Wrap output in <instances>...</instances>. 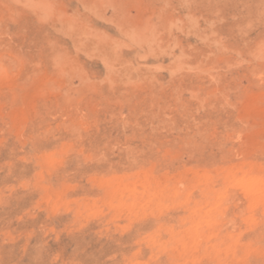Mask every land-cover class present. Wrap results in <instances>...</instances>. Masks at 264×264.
<instances>
[{
	"label": "rangeland",
	"instance_id": "1",
	"mask_svg": "<svg viewBox=\"0 0 264 264\" xmlns=\"http://www.w3.org/2000/svg\"><path fill=\"white\" fill-rule=\"evenodd\" d=\"M0 264H264V0H0Z\"/></svg>",
	"mask_w": 264,
	"mask_h": 264
}]
</instances>
